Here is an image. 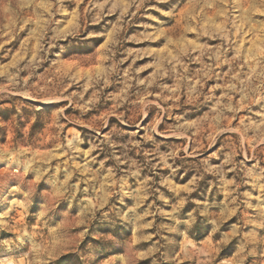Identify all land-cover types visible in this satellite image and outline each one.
I'll use <instances>...</instances> for the list:
<instances>
[{
	"label": "rangeland",
	"instance_id": "1",
	"mask_svg": "<svg viewBox=\"0 0 264 264\" xmlns=\"http://www.w3.org/2000/svg\"><path fill=\"white\" fill-rule=\"evenodd\" d=\"M4 109L0 240L36 229L39 244L5 251L4 264H73L90 242L94 264H152L161 252L166 264H206L208 251L211 264L252 259L260 237L249 221L264 207V0H0ZM173 151L190 153L182 167ZM205 160L214 171L193 191ZM57 181L78 190L57 199ZM205 186L211 201L198 195ZM198 203L217 214L227 205L217 231L207 220L166 231ZM114 207L136 209L139 233L135 222L109 227ZM154 244L164 247L148 255Z\"/></svg>",
	"mask_w": 264,
	"mask_h": 264
},
{
	"label": "clouds",
	"instance_id": "2",
	"mask_svg": "<svg viewBox=\"0 0 264 264\" xmlns=\"http://www.w3.org/2000/svg\"><path fill=\"white\" fill-rule=\"evenodd\" d=\"M39 115L41 118H43L44 113L40 109H36L34 112H32V117L35 119ZM59 115V114H58ZM78 136L79 134L76 133ZM82 142V141H81ZM69 147L71 148V142H69ZM74 151L75 149L72 148ZM155 155H159L157 152ZM190 155L187 151H185V155L181 157H177L176 152H171L168 154V158L172 159L173 164L177 163V159L181 162L179 166H183V162L185 161V157ZM119 163V161H118ZM166 167H172V165L164 164ZM197 173L198 178L197 182L193 186V191L196 190L197 187H199L198 180L203 178V176L208 173L214 171L211 167L207 166V161L205 160L203 162V167L201 170V166H197ZM173 171H176L174 168ZM58 187L56 190V198H62L65 197V194H67V197H72L78 189L74 185H70L67 183V181H57ZM112 194L120 193L121 195H129L130 193H127L124 191V187H116L113 186L112 189H110ZM206 186L203 188H200V191L198 195L202 196L205 201H211L212 197L211 194L206 195ZM187 199V197H185ZM228 203L232 204L233 207L236 206L235 198L228 201ZM139 205H137L138 207ZM211 203H205L203 205V209L201 207V204H197V207L192 211L186 214V217L181 216L180 218H176L175 216L172 217V219L175 221V223L166 231H176L181 225L184 227V231H190L194 227L197 226V224H203L206 220L210 222L213 227V231H217L219 228V222L222 218H226V211H227V205H225V213L224 214H217L214 212H208L207 209L211 207ZM248 207H251V204L247 205ZM98 207V206H97ZM47 210H51L55 208V201H50L49 204L46 206ZM131 214V215H130ZM105 218L108 219L109 227L113 231L119 230V228L122 225H125L127 223L135 222L137 224V232L140 231V220L142 217L139 215V213L136 212L135 208H129L127 211H124L123 208H113L111 211V217L109 218L108 213H105ZM53 217H49V220H52ZM253 225V231L256 233L259 239H253L249 246L251 247V251L247 252L245 255L252 257L251 260L248 261V264H264V207H261L259 212L256 215V218L254 220L249 221ZM47 223V222H45ZM36 229H33L32 231L24 230L23 228L20 230V234L16 236L13 240H0V254H3L5 251L11 252L16 247H28L31 251H36L39 248V244L36 239L37 235ZM140 239L150 238V237H144L143 235H140ZM108 240H115L114 236H108L106 237ZM228 237L225 238L227 240ZM247 241V237L245 238ZM158 243V242H157ZM160 247H164V245H160ZM160 247H157L156 244L153 245L152 251L148 253V255H153V252H160ZM98 248L97 246H94L91 244V242L86 245L83 249H81L78 252V255L80 257L79 260H74L73 264H94V260L97 254ZM58 255V253H56ZM207 260L206 264H211V262L215 259L214 255L211 251H208L207 254ZM166 254L164 252L160 253L159 257H154L152 260V264H166ZM0 264H4L3 261H0ZM44 264H47V260L44 261Z\"/></svg>",
	"mask_w": 264,
	"mask_h": 264
},
{
	"label": "trees",
	"instance_id": "3",
	"mask_svg": "<svg viewBox=\"0 0 264 264\" xmlns=\"http://www.w3.org/2000/svg\"><path fill=\"white\" fill-rule=\"evenodd\" d=\"M27 103V102H26ZM29 104L33 105L32 103H28L27 105L30 106ZM13 114L12 110L9 109H4V110H0V118L2 119L3 122H9L10 121V117ZM39 116V115H37ZM122 128V126H120ZM43 129V124H40L39 120L37 119L36 122L34 124H32L31 126V130L29 133V138H32L34 136V134L38 131H41ZM4 130L0 128V132H3ZM25 133L20 132V136L22 137V142H27V140H25L24 138ZM66 260V258H62L60 259L57 264H62L64 263V261Z\"/></svg>",
	"mask_w": 264,
	"mask_h": 264
}]
</instances>
